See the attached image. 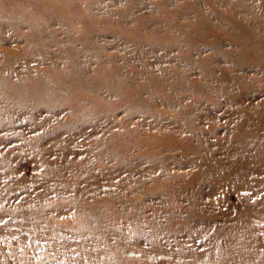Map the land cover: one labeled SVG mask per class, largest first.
Masks as SVG:
<instances>
[{
  "label": "rangeland",
  "instance_id": "1",
  "mask_svg": "<svg viewBox=\"0 0 264 264\" xmlns=\"http://www.w3.org/2000/svg\"><path fill=\"white\" fill-rule=\"evenodd\" d=\"M33 2L41 48L1 46L0 264H264L233 233L264 221V0Z\"/></svg>",
  "mask_w": 264,
  "mask_h": 264
},
{
  "label": "bare ground",
  "instance_id": "2",
  "mask_svg": "<svg viewBox=\"0 0 264 264\" xmlns=\"http://www.w3.org/2000/svg\"><path fill=\"white\" fill-rule=\"evenodd\" d=\"M33 1L35 0H0V16H7V18L0 17L1 58H4V55L1 54V46L6 47L8 44H13L11 46L21 44V49L23 51L30 50L32 46L36 47L37 49L41 48L40 36L45 32L46 20L43 18V16H37V12H41L42 9L47 10L48 6L46 3L37 5ZM32 3L34 4L31 5ZM69 7L73 8V6ZM12 16L14 17L11 18ZM36 58H38V56ZM69 70V67L65 68L64 74L67 75L69 73ZM26 78L31 80V77ZM6 82L7 81L5 79L0 78V88H11L10 86L12 85L7 84ZM19 89L22 88L16 86H14V89L11 88V90L15 91H19ZM4 154H8V152ZM245 183L246 181L241 176H239L238 188H243L245 186ZM250 221V223L254 226L250 227L248 224L249 220L247 219H239L235 224L233 233L236 236L244 234L246 236L245 240H249L248 237L256 238L257 236L259 238L261 233L264 232V221H258L257 219ZM257 225H260V227H257ZM252 228H254V230H252ZM51 242L52 240H50V244L48 247L51 246ZM252 242L253 240H250V243ZM263 246V242L257 243V247L261 248ZM30 262V264H33L32 261Z\"/></svg>",
  "mask_w": 264,
  "mask_h": 264
}]
</instances>
